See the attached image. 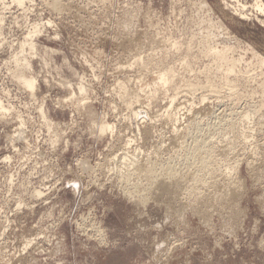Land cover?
Masks as SVG:
<instances>
[{"label":"rangeland","instance_id":"rangeland-1","mask_svg":"<svg viewBox=\"0 0 264 264\" xmlns=\"http://www.w3.org/2000/svg\"><path fill=\"white\" fill-rule=\"evenodd\" d=\"M255 3L0 0V264H264Z\"/></svg>","mask_w":264,"mask_h":264},{"label":"bare ground","instance_id":"bare-ground-1","mask_svg":"<svg viewBox=\"0 0 264 264\" xmlns=\"http://www.w3.org/2000/svg\"><path fill=\"white\" fill-rule=\"evenodd\" d=\"M17 1V3L19 4V5H21V6H23L24 5V3L26 2V0H16ZM236 1V0H235ZM239 3H240V1H239ZM240 6H241V11L239 12V14H241V16H243V17H247V16H249L247 13H245L244 11L246 10V8H248L247 7V4H245V3H241L240 4ZM254 6V9L255 10H257L259 13H261L262 15H264V4L261 2V0H256V3L253 5ZM240 10V9H239ZM4 19V18H3ZM1 20V19H0ZM260 21L263 23V25H264V20L263 19H260ZM34 26V25H33ZM40 26L38 27L37 25L35 26V30H34V33H38L39 31H40ZM2 30V29H1ZM226 30H227V28H226ZM32 34H29V36L30 37H32L31 36ZM29 39L30 38H27V40L24 42V43H22L20 46H22V47H24V46H26V45H30L32 48H34L35 47V43L31 40V41H29ZM24 40V39H23ZM23 42V41H22ZM29 46V47H30ZM28 47V46H27ZM30 47V48H31ZM31 48V50H33ZM37 48V47H36ZM222 48V47H221ZM19 49V48H18ZM21 49H23V48H21ZM35 49V48H34ZM252 49V48H251ZM20 50V49H19ZM38 50V49H37ZM20 51H22V50H20ZM213 51V50H212ZM222 51V50H221ZM252 51H253V54L255 55V56H257V57H259V58H261V60L264 62V57L260 54H258L254 49H252ZM14 52V51H13ZM218 52H219V50H218ZM39 53V52H38ZM221 54H222V52H221ZM16 55V54H15ZM21 56V55H20ZM217 56V55H216ZM225 56V55H224ZM221 57V56H220ZM12 58H14V57H12ZM20 59H18V58H16V61H17V64L19 65V68H18V70H16V75L18 76V78L20 79V81L21 82H23L22 83V85H24V87H26L28 90H30V93H32V94H35V92H36V90L38 89V80L36 79V76H34V75H32V74H30V73H28V70L30 69V70H32L31 68H32V63L31 62H29V61H25V62H20L19 61ZM262 62V63H263ZM10 63V62H9ZM16 64V65H17ZM264 64V63H263ZM12 68V67H11ZM169 70H171V69H169ZM164 71V70H163ZM168 71V70H167ZM160 73V72H159ZM170 73V72H169ZM174 73V72H173ZM11 74H12V72H11ZM166 74H167V72L166 73H160V74H158L159 75V78H160V80L162 81V83L164 84V83H167V81H168V76H166ZM12 76H13V74H12ZM173 77V76H172ZM68 82V81H67ZM169 83V82H168ZM68 84V83H67ZM124 84V83H123ZM161 84V83H160ZM122 85V84H121ZM159 86V85H158ZM72 87V86H71ZM148 87H150V86H148ZM125 89V88H124ZM127 89V88H126ZM78 90V89H77ZM86 88L83 86V85H80L79 84V91L80 92H86ZM126 91V90H125ZM143 91V90H142ZM74 92V91H73ZM73 92H72V94H73ZM123 92V91H122ZM77 93V92H76ZM151 93V92H150ZM86 94V93H85ZM123 94H125V93H123ZM78 95H79V92H78ZM33 96V95H32ZM76 96V95H75ZM82 96V95H81ZM72 97V96H71ZM86 97V96H85ZM175 97V96H174ZM64 100V99H63ZM66 100V99H65ZM174 100V99H173ZM129 102H130V100H128ZM173 102L174 101H171V104H169V105H174L173 104ZM79 104V103H78ZM129 104H131V102L129 103ZM128 104V105H129ZM80 105V104H79ZM132 105V104H131ZM131 107V106H130ZM171 107V106H170ZM176 107V106H175ZM133 108V107H132ZM134 108H135V106H134ZM181 108V107H180ZM10 109V108H9ZM9 109H7V105L5 106V104H4V102L0 99V114L1 113H6V112H8L9 111ZM43 109L44 108H42L41 107V111H42V113H44V111H43ZM174 109V108H173ZM140 110V109H139ZM167 110V109H166ZM177 110H178V107H177ZM177 110H176V112H177ZM171 111V110H170ZM169 111V112H170ZM174 111V110H173ZM10 112V111H9ZM133 112H134V115L136 116H138V113H139V111L138 110H134L133 109ZM147 112V111H146ZM179 112V111H178ZM41 114V113H40ZM170 114V113H169ZM174 114V113H173ZM21 115V114H20ZM141 115V114H140ZM1 116V115H0ZM42 116V115H41ZM20 118H21V116H20ZM178 118V117H177ZM176 118V119H177ZM185 118V117H184ZM18 119H19V117H18ZM19 121H20V119H19ZM21 121H22V119H21ZM177 121V120H176ZM20 123H22V122H20ZM103 124H101L100 125V129H101V133L103 134L104 132H107V131H110L111 133H113L114 132V129H115V126H114V124L112 123V124H110L109 122H107V121H104V122H102ZM51 124V123H50ZM22 126V125H21ZM59 126V125H58ZM129 129V128H128ZM178 130V129H177ZM147 132V131H146ZM15 134H18V133H15ZM132 134V133H131ZM58 135V134H57ZM9 136V135H8ZM16 136V135H15ZM9 138H10V136H9ZM11 138H12V136H11ZM56 139V138H55ZM133 140V139H132ZM10 141V140H9ZM13 142V141H12ZM12 144V143H11ZM129 145H130V143H129ZM13 147V146H12ZM153 147V146H152ZM114 148V147H113ZM18 149V148H17ZM223 149V148H222ZM227 150V149H226ZM126 152V151H125ZM227 152V151H226ZM124 153V152H123ZM199 153V152H198ZM197 155V154H196ZM222 155V154H221ZM110 157V156H109ZM8 158L9 159H11V157L10 156H8ZM105 158V157H104ZM202 159H203V162H204V165L207 163V159H209V157H205V158H203L202 157ZM211 159V158H210ZM217 159V158H216ZM135 160V159H134ZM211 161V160H210ZM128 162V161H127ZM131 162H132V160H131ZM125 163V162H124ZM132 163H134V162H132ZM127 164V163H126ZM135 164V163H134ZM132 165V164H131ZM210 165V164H209ZM233 166V165H232ZM232 166H230V168H228V170L229 169H233L234 171H235V169H238L239 167V164L237 163V165H235L234 167H232ZM237 166V167H236ZM134 167V166H133ZM171 167V166H170ZM208 167V166H207ZM210 167V166H209ZM130 168V167H129ZM172 168V167H171ZM203 169L205 168V167H202ZM145 169V168H144ZM169 169V168H168ZM206 169V168H205ZM110 170V169H109ZM141 170V169H140ZM155 170V169H154ZM202 170V169H201ZM144 171V170H143ZM146 171V170H145ZM159 171V170H158ZM166 171V170H165ZM174 171H176L175 170V168H174V170L172 171H170L169 172V175H170V177H172V178H174L176 181H178L179 182V178H177V177H175L176 176V174H175V172ZM208 171V170H207ZM230 171V170H229ZM120 172V171H119ZM139 172H141V171H139ZM232 172V171H231ZM165 173V172H164ZM224 174V173H223ZM229 174V173H228ZM180 176V175H179ZM230 176V175H229ZM146 177V176H145ZM205 177V176H204ZM203 178V177H202ZM232 178V177H231ZM159 179H161V178H159ZM162 180V179H161ZM170 180V179H169ZM198 180V179H197ZM196 180V181H197ZM234 180V179H233ZM202 181V180H201ZM206 181V180H205ZM166 182V181H165ZM160 184L162 183V181H160L159 182ZM189 183V182H188ZM163 184V183H162ZM161 184V185H162ZM169 184V183H168ZM185 184V183H184ZM151 185V184H150ZM164 185V184H163ZM162 185V186H163ZM176 185V184H175ZM162 186H160V187H162ZM184 186V185H183ZM236 186V185H235ZM170 188H172V187H170ZM176 188V187H175ZM177 190V189H176ZM163 191V190H162ZM36 192V191H35ZM38 193H39V191H38ZM217 193V192H216ZM40 194H41V191H40ZM37 195V194H36ZM39 195V194H38ZM43 195V194H42ZM218 197V196H217ZM20 203V202H19ZM8 221V220H7ZM32 243V240L30 239H28L27 240V242H26V246H28V245H30ZM23 250V249H22Z\"/></svg>","mask_w":264,"mask_h":264}]
</instances>
